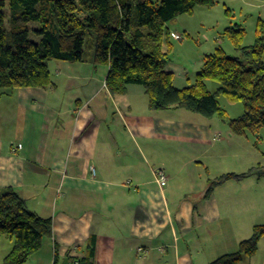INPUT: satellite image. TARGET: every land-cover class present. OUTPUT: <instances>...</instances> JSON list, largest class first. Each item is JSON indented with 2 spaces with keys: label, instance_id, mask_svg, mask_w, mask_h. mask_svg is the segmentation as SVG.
Wrapping results in <instances>:
<instances>
[{
  "label": "crops",
  "instance_id": "1",
  "mask_svg": "<svg viewBox=\"0 0 264 264\" xmlns=\"http://www.w3.org/2000/svg\"><path fill=\"white\" fill-rule=\"evenodd\" d=\"M86 62H61L46 88L0 89V188H13L52 224L24 264H74L90 237L92 264H210L232 252L254 226L241 208L246 178L207 191L223 174L245 173L222 167L239 135L216 116L150 109L141 85L112 94L107 66ZM180 68L168 62L178 88L193 83ZM239 264H264V253Z\"/></svg>",
  "mask_w": 264,
  "mask_h": 264
},
{
  "label": "trees",
  "instance_id": "2",
  "mask_svg": "<svg viewBox=\"0 0 264 264\" xmlns=\"http://www.w3.org/2000/svg\"><path fill=\"white\" fill-rule=\"evenodd\" d=\"M214 0H0V89L46 88L53 84L49 62L89 61L107 66L105 85L112 94H123L132 84L141 85L152 110L183 108L204 119L214 116L231 132L248 136L264 127V20L259 18L256 37L244 46L241 25L227 27L224 34L239 55L230 56L221 46L204 54L193 83L178 88L167 69L170 50L167 23L196 6H213ZM32 37V38H31ZM86 45L91 54L86 58ZM206 80L217 83L214 92ZM224 95L240 102L243 112L230 117L219 102ZM245 173H227L211 187ZM264 225H255L250 237L237 249L210 264H239L257 251ZM11 247L2 264H24L52 236L50 219L31 210L13 188H0V243ZM94 238L87 255L77 264H92ZM75 263V262H74Z\"/></svg>",
  "mask_w": 264,
  "mask_h": 264
},
{
  "label": "rangeland",
  "instance_id": "3",
  "mask_svg": "<svg viewBox=\"0 0 264 264\" xmlns=\"http://www.w3.org/2000/svg\"><path fill=\"white\" fill-rule=\"evenodd\" d=\"M214 1L213 6H196L192 12L180 14L167 23L169 32H177L183 35L181 41H176L169 34L171 44L168 53L169 62L177 64L182 67L181 70L187 71L191 81L195 80L194 77L201 67L199 64L201 54L212 52L217 46H221L228 55H239L231 40L224 34L227 27L235 24L241 25L245 30L242 44L249 46L255 40L256 25L259 18L264 20V0ZM184 25L187 28H184ZM84 54L86 58L91 54L89 45H86ZM61 62L63 61L51 60L49 62L52 80L56 79V66L62 64ZM76 64V66H89L87 62H77ZM98 66L104 67L103 65ZM206 84L212 92L217 88V83L212 80H206ZM218 102L230 117H236L243 112V106L240 102H231L224 95L218 96ZM239 138L241 140L240 145L226 150L229 157L222 160V167L228 169V166H232L236 171L248 172L246 177L244 176L246 179L243 182L248 188L249 196L241 208L249 212L247 223L253 221L254 226L264 225V127L256 133H248V136H239ZM240 147L244 156L236 157L233 152ZM245 159H248L247 162H244ZM253 227H251L252 230H249L248 236L242 234L243 232L239 233L242 237L241 240L251 236ZM9 244L8 239L4 236L0 244V256ZM257 248L254 255L260 256L264 253V235L259 239ZM236 249L237 247L234 250Z\"/></svg>",
  "mask_w": 264,
  "mask_h": 264
},
{
  "label": "built area",
  "instance_id": "4",
  "mask_svg": "<svg viewBox=\"0 0 264 264\" xmlns=\"http://www.w3.org/2000/svg\"><path fill=\"white\" fill-rule=\"evenodd\" d=\"M169 34L171 35V38L176 40V41H181L183 39V35L177 32H169ZM154 177H155V181L157 182V184L162 187L166 184L167 181V175L164 171L163 168L158 167L155 168L154 171ZM74 264H77V262L75 261Z\"/></svg>",
  "mask_w": 264,
  "mask_h": 264
},
{
  "label": "water",
  "instance_id": "5",
  "mask_svg": "<svg viewBox=\"0 0 264 264\" xmlns=\"http://www.w3.org/2000/svg\"><path fill=\"white\" fill-rule=\"evenodd\" d=\"M66 262H67V259H65L62 264H65Z\"/></svg>",
  "mask_w": 264,
  "mask_h": 264
}]
</instances>
